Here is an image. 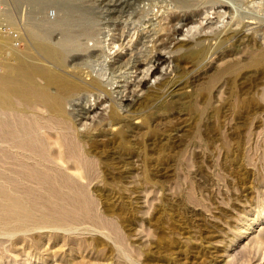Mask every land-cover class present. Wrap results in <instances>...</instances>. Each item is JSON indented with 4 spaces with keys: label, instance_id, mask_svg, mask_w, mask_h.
Listing matches in <instances>:
<instances>
[{
    "label": "rangeland",
    "instance_id": "374dc122",
    "mask_svg": "<svg viewBox=\"0 0 264 264\" xmlns=\"http://www.w3.org/2000/svg\"><path fill=\"white\" fill-rule=\"evenodd\" d=\"M35 1L0 0L1 17L18 35L14 48L12 44L7 47L8 40L0 48V75L26 49L20 30L43 22V12L52 21L54 12L60 15V9L70 3ZM33 7L40 10L34 12ZM97 9L101 11L97 32L91 39L84 38L88 51L101 52L97 61H89L94 65L92 74L105 83L116 79L107 89L124 90L127 100L137 94L142 97L140 86L142 92H151L160 81L177 80L172 54L167 53L177 42L211 38L242 26L251 45L264 47V0H200L193 8L200 13L192 15L193 21L186 25L169 22L170 15H183L172 0H137L112 23H107L105 8ZM164 25L168 30L161 29ZM172 30L177 32L172 35ZM140 37L152 50L149 57L163 56L153 66V74L144 80L138 68L112 75L108 64L130 52ZM216 62L221 63L215 61L214 66ZM241 68L230 85L228 79H210L208 88H177L181 94L195 91L184 115L160 122L152 128L157 134L151 137L156 122H147L145 115L144 119L133 116L143 124L132 133L139 144L134 145L131 157L125 155L128 160L115 162L121 154L115 148L109 152L94 148L91 159L95 165L110 159L113 172L103 175L100 165L97 181L77 188L91 201L87 211L83 208L63 222L52 216L50 222L39 213L23 229L0 223V264H264V72ZM123 99L127 101L126 96ZM84 103L88 108L85 120L91 127L109 111L107 99L96 103L89 95ZM0 113L5 117L12 111ZM4 145L0 141V153H9L7 159L14 162L7 161L9 168H16L13 150L9 145L5 150ZM2 154L0 174L9 165ZM68 173L78 176L74 171Z\"/></svg>",
    "mask_w": 264,
    "mask_h": 264
},
{
    "label": "bare ground",
    "instance_id": "6f19581e",
    "mask_svg": "<svg viewBox=\"0 0 264 264\" xmlns=\"http://www.w3.org/2000/svg\"><path fill=\"white\" fill-rule=\"evenodd\" d=\"M66 1L70 3L62 5L64 9H60V15L54 12L52 21L45 17L41 8L44 21L27 25L20 30L19 38L27 43L26 49L17 56L15 65L9 64L0 75V112L12 111V114L5 117L0 113V141L11 147L12 157L16 161V168L10 169L9 163L14 162L7 159L10 157L9 153L4 149L3 154L0 153L2 158L7 159L4 163L9 162L8 168L5 167L6 170H1L4 173L0 174V223L5 227L14 224L12 228H24L26 222L28 225V221L35 222L33 218L36 219L39 213L49 219L51 216L53 219L56 217L57 221L63 222V219H72L74 213H81L83 208L85 210L88 203L90 207V199L84 192H80L83 185H92L97 181V173H100L97 172V167L100 165L103 175L105 171L113 172L110 159L108 161H111V165L105 160H101L100 165H95L91 159L93 149L103 147L109 152L115 148L121 153H118L120 157H115L117 153H113L115 162L122 158L128 160L129 154L139 144H136L132 133L143 124L139 125V120L134 121L133 116L137 115V118L142 115L143 118L145 115L144 118L149 120L146 119L147 122L155 121L152 131L160 122L169 123L170 119L184 115L182 112L195 91L193 89L181 94L177 91L179 88H208L206 84L210 79L218 82L228 79L230 85L232 79L241 72V67L264 72V47L259 49L255 44L251 45L242 26L239 29L227 28L211 38L200 37L190 43H175L167 53L172 54V71L177 80L160 81L159 86L151 92H148L149 89L147 94L142 92V86L137 85L140 86L142 97L137 94L127 100L124 90L107 89V85L113 86L116 79L105 83L92 74L94 65L89 61H97L101 52L97 49L88 51L84 38L91 39L97 32L96 26L101 13L97 7L105 8L107 23H112L137 0ZM105 1L111 2L108 4ZM172 1L183 15H170L169 22L178 20L186 25L193 21L192 15L200 13L193 9L200 4V0ZM33 9L34 12L40 10L37 8L36 11V7ZM187 9L192 11L187 13ZM161 29L168 30L167 25ZM176 32L177 30H172L171 34ZM142 37L133 44L134 48L130 52L120 54L108 64L112 75L138 68H142L144 80L153 74L156 69L153 66L162 61L163 56L158 53L149 57L152 50L148 49ZM6 45L10 48L11 43L8 41ZM243 46L247 47L246 51H242ZM142 47L145 48L142 50ZM246 59L248 63L244 61ZM218 60L221 63L216 62L217 66H214L213 63ZM114 93L116 99L113 98ZM89 95L94 96L96 103H102L106 99L110 102L107 115L93 127L85 120L88 108L84 101ZM125 96L127 101L123 102ZM153 133L157 134L152 131L148 137ZM7 147L5 150L10 149ZM118 167L121 168L120 165ZM69 171H74L78 176H72ZM103 179L105 177L102 181Z\"/></svg>",
    "mask_w": 264,
    "mask_h": 264
},
{
    "label": "built area",
    "instance_id": "2783aa9c",
    "mask_svg": "<svg viewBox=\"0 0 264 264\" xmlns=\"http://www.w3.org/2000/svg\"><path fill=\"white\" fill-rule=\"evenodd\" d=\"M5 40H8L9 43H11L12 47L14 48L18 40V35L17 32L11 26L6 24L4 19L1 17V13H0V48L1 47L3 48L2 44ZM2 67H3L2 55L0 54V73L2 72Z\"/></svg>",
    "mask_w": 264,
    "mask_h": 264
}]
</instances>
